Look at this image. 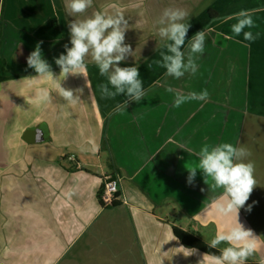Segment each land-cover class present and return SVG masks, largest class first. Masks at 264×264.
I'll return each instance as SVG.
<instances>
[{"label":"crops","instance_id":"crops-1","mask_svg":"<svg viewBox=\"0 0 264 264\" xmlns=\"http://www.w3.org/2000/svg\"><path fill=\"white\" fill-rule=\"evenodd\" d=\"M66 3H0V264H198L205 253L187 256L193 248L174 229L208 246L232 224L212 202L222 189L213 191L200 171L188 183L202 146L246 148L244 162L254 165L257 182L253 196L264 208V0H93L81 15H70ZM166 8L189 13L186 43L206 31L196 73L181 80L155 63L166 51L157 23ZM242 10L252 14L254 27L245 31L254 41L231 31ZM95 12L128 21L124 42L133 53L118 66H138L146 95L125 110L119 108L125 95L101 97L107 77L90 56L86 73L59 78L64 88L80 90L76 103L46 77L25 80L36 76L26 58L38 42L58 77L54 61L71 47L69 22ZM40 89L49 101L38 99ZM177 90H207L208 99L177 107ZM35 131L43 135L32 143ZM181 143L192 152L177 148ZM110 174L120 177L123 200L102 207L98 193ZM239 222L264 239L263 218L253 222L241 208ZM227 246L213 249L220 254ZM262 261L264 240L245 264Z\"/></svg>","mask_w":264,"mask_h":264},{"label":"clouds","instance_id":"clouds-1","mask_svg":"<svg viewBox=\"0 0 264 264\" xmlns=\"http://www.w3.org/2000/svg\"><path fill=\"white\" fill-rule=\"evenodd\" d=\"M93 0H67L66 11L70 15H81L92 6ZM236 23L231 25V31L239 36L243 34L246 41H254L257 37L252 31H245L254 27L252 14L248 11H240L235 14ZM187 21V22H184ZM189 13L179 8H166L157 21L160 27L158 35L166 51L160 53L161 59L155 61L165 69V75L175 80H181L187 74H195L198 69L196 60L203 56L206 43V31H198L191 39L186 37L191 27ZM70 33V45H65V52L55 58V64L60 69L58 77L54 73L48 61L42 55V42H38L34 50L27 56L26 64L36 73L34 77H26L29 83L40 77H46L52 81L59 95L66 101L76 103L79 101L76 95L79 89H66L61 81L69 75H78L87 72L86 58L97 66L99 74L107 77V84H100L99 90L102 98H114L117 95H125L128 99L119 106L125 110L130 102L140 103L146 92L143 81L140 78L138 66L120 67L128 56H132L133 50L125 44V33L128 30V21L124 15H106L95 12L91 16L80 20H72L68 24ZM187 44V47L185 45ZM63 79H59L60 77ZM111 85V90L109 88ZM170 91L172 89H169ZM38 99L47 102L51 99L46 89H40ZM208 92L189 93L175 92L174 105L190 100L207 101ZM177 148L186 152H192L185 144H178ZM194 155L198 162L195 167L188 170V183L191 184L200 171L208 185L211 181L213 191L222 189L218 197H213L216 205V213L221 217H231L232 224L224 233H218L209 243V247L216 248L221 243L228 244L221 249L220 254L205 253L198 264H245L262 242L252 229L246 228L239 222V211L249 200L250 194L256 187L254 177V165L245 163L250 152L243 146L237 147L230 143H220L215 146L205 144ZM203 191V190H202ZM223 202H220V201ZM246 211H251V205ZM185 250V249H184ZM187 256L197 252L196 249L185 250ZM264 264V261L261 262Z\"/></svg>","mask_w":264,"mask_h":264},{"label":"built area","instance_id":"built-area-1","mask_svg":"<svg viewBox=\"0 0 264 264\" xmlns=\"http://www.w3.org/2000/svg\"><path fill=\"white\" fill-rule=\"evenodd\" d=\"M99 200L102 207H109L113 203L123 200L122 195H120L119 176L114 174L103 176L102 192Z\"/></svg>","mask_w":264,"mask_h":264},{"label":"trees","instance_id":"trees-1","mask_svg":"<svg viewBox=\"0 0 264 264\" xmlns=\"http://www.w3.org/2000/svg\"><path fill=\"white\" fill-rule=\"evenodd\" d=\"M2 2V0H0V3ZM213 13V11H209V14L211 15ZM2 78H0L1 80ZM102 192V188L100 189L99 193H98V198L100 199V195ZM100 201V200H99ZM116 203H113L111 206L116 205ZM174 235L175 237L182 242L183 245L189 247V248H193V249H197L199 251H202L204 253H210V254H216L219 255V253L217 252V250L205 245L204 243H202L199 239H197L196 237L192 236L189 233L183 232L181 230L178 229H174ZM247 264H259V263H247Z\"/></svg>","mask_w":264,"mask_h":264},{"label":"rangeland","instance_id":"rangeland-1","mask_svg":"<svg viewBox=\"0 0 264 264\" xmlns=\"http://www.w3.org/2000/svg\"><path fill=\"white\" fill-rule=\"evenodd\" d=\"M19 54V56H23L24 55L18 51L17 52ZM24 119L22 120H19V121H23ZM256 196V194H255ZM258 196H256V198L253 196V192L250 194V197H249V200L246 202V204L244 205V207H242V210L244 211V213L246 214V216L251 219L253 222H259L262 218L264 219V208H259L257 206V201ZM251 205V211H246V209L248 208V206ZM256 222V223H257Z\"/></svg>","mask_w":264,"mask_h":264},{"label":"water","instance_id":"water-1","mask_svg":"<svg viewBox=\"0 0 264 264\" xmlns=\"http://www.w3.org/2000/svg\"><path fill=\"white\" fill-rule=\"evenodd\" d=\"M42 135L43 134L40 131H35L33 133H30L29 141L32 142V143H36V142L41 140Z\"/></svg>","mask_w":264,"mask_h":264}]
</instances>
